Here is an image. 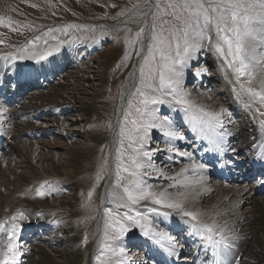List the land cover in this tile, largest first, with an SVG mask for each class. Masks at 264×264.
I'll return each instance as SVG.
<instances>
[{"label":"rangeland","instance_id":"1","mask_svg":"<svg viewBox=\"0 0 264 264\" xmlns=\"http://www.w3.org/2000/svg\"><path fill=\"white\" fill-rule=\"evenodd\" d=\"M184 2L185 0H0V18H3V23L0 24V59L15 63L14 65L24 61L31 63L29 60L34 59L21 60L13 59V57L44 51H52L54 55L61 49L63 50L66 45L71 48L69 58L65 59L63 56L60 60L65 61L66 65L62 72H59L45 86L27 89L22 101L16 104L18 106L28 101L30 97L39 98L41 91H48L56 83H59V86L62 85L61 98L66 100L65 104L60 105L59 112H62L60 114L45 108L44 115H41L42 111L41 116L37 117V110H35L34 114L29 117L34 124V131L36 130L38 138L34 133L30 135L24 131L17 133L10 149L5 151V154H0L1 157L6 158L4 165L7 166V169L4 168L6 176L15 179L21 172H30L29 167L22 166L29 162L33 163L32 159L26 161L20 152H16L18 146L16 147L15 144L20 142L18 148L20 151L22 140L29 151L32 149L31 146H35L33 147L35 149L41 148L40 157H35L33 164L38 166L39 172L44 173L51 171L54 163L60 164L59 166L68 165L67 161L72 152L85 149H90L92 152L91 159L81 162L77 171L68 165L64 169L68 175L64 176V173H62L63 176L53 173L39 175L48 177L32 181L16 193L15 198L10 197L9 206L11 205L12 208L4 209V214H6L4 218L31 210L40 213L45 209V212L51 214L50 216H53L58 223L56 229L59 231L58 235L61 236L56 238L54 232L47 231L43 235H37V233L32 234L35 230L34 226L28 228L26 234L30 235L31 240L28 239L23 248L29 253H33L32 250L29 251L32 245L43 243L47 250L54 253L61 261L64 260L63 253L59 254L58 251L70 250L76 244L75 246L82 253L79 264H112L118 257L121 258L124 255L127 262L119 264H136L134 260L147 264L146 260H156L158 258L156 255H150L148 251L150 246L147 242L139 239L141 237L146 240L143 233L136 227L138 224L126 220L125 216L134 217L139 212L142 217H145L141 219L140 224L145 220V224L150 222V225L158 229L165 227L164 224L158 222L160 218L166 219L164 223H169V219L162 216L167 210L164 204L168 203L163 199L162 193L164 192L163 187L167 192L176 188L174 184L166 188L173 177L167 178V176L150 172V169L144 170L139 164L143 151L159 150V158L153 160L156 167L160 168L165 165L169 172L179 167V164L175 162L167 166L162 160L161 156L165 157V153L161 151L163 145L158 143L161 139L167 141L170 138L155 131L158 123L157 117L165 119L163 124H169L171 117L169 107L177 110L175 131L182 139L187 140V150L193 154L199 165L210 163L208 160L217 153V147L221 148L218 153L226 159L234 154L244 155L251 146L250 125L258 129L263 128L261 121H264V101L252 98L240 87L244 84L245 87L264 92V81L257 77L258 65L253 63L249 69L253 73L251 83L247 75L237 79L235 69L229 67L231 57L226 58L216 51L218 44L223 46L225 51L227 47L223 45L222 34L218 31L216 14L209 10L213 19L205 21L201 16L199 22L196 23L189 19L188 12L182 7ZM216 2L217 0H204L206 6L209 3L214 6ZM243 2L245 4L259 3L260 0H243ZM256 11H259L258 7ZM10 21L11 26H8ZM185 21L188 23L186 24ZM153 25H155V32L164 37L162 51L169 58L175 70L169 74L170 81L163 87H160L158 72L154 71L159 64L163 63L160 52L154 51L155 59L148 63L145 61L153 46ZM141 29L143 32L137 37V32ZM186 46L189 47V51L185 56ZM258 51L263 52L264 49H258ZM177 52L180 53L179 56ZM126 55L127 59H125ZM142 66L143 75L141 74ZM3 73L5 76L10 75L11 68H6ZM25 74H32V70L21 67L18 71L15 70L13 78L8 81L20 80L19 77L22 78ZM198 74H200V79L197 77ZM33 78L37 81V77ZM23 84L25 85L22 82L19 86ZM149 84L151 87L147 86ZM126 87H128L127 93H125ZM137 89L143 91L150 101L154 99L156 102L141 104ZM6 90L8 93V88L0 87L2 94ZM94 95L98 96V103L92 108L91 113L85 112L77 99L79 98L84 104H91ZM14 97L16 99L15 95ZM181 97L188 100L191 107L178 103ZM193 98H200L202 106L194 107ZM2 103L7 107V104ZM218 106L222 108L221 115L218 116L231 122L233 134L228 141L224 138V136L228 137L227 134L219 136L220 130L214 121L208 124H214L216 132L200 127L199 137L195 135L194 138L185 123L181 122L178 117L180 114L184 120L186 114L196 112L200 119H209L210 117L205 115L209 113L207 111L210 109L215 111ZM138 108L139 112H137ZM9 109L13 111L15 108ZM200 109H203V112ZM213 111L211 113L216 115ZM9 117L10 122L15 123V116L10 115ZM132 121L136 122L135 125ZM147 125L154 126L147 128L145 132ZM122 126L125 129L124 135L120 134ZM203 135L209 142L213 139L216 145L215 151H209L204 147ZM217 139L221 140V144ZM222 139L228 153L222 151ZM233 140L235 144L231 145ZM245 142L247 148L244 147ZM52 143L54 147H49L48 145ZM227 143L231 145L230 148ZM166 145L164 147L169 149L170 145ZM201 149L207 154V158L200 159L197 155L195 156L197 152H202ZM201 160L202 163H200ZM121 165L127 167L128 171H123ZM207 170V183H220L231 187L228 183L215 179L209 168ZM132 173H135V176ZM197 173L201 174V171ZM98 175L101 177L99 180ZM109 177L108 186L106 182ZM133 180L140 181L143 192L150 191L156 198L162 199L164 204H153L152 197H147L137 204L125 207L128 202L126 199H121L124 192L118 183L136 192L135 187L129 183ZM4 185L1 184V191L9 192L7 186ZM106 186H108L107 190ZM38 189L46 195H37ZM90 192L91 196H89ZM104 198L106 201L102 202ZM53 200L63 204L55 209L42 207ZM201 205L204 206V202L201 201ZM181 207L180 216H182V211L195 214L194 210L185 206ZM152 208L158 211H150L149 209ZM106 209L117 215L121 223L128 228L124 236H118L115 228L106 227ZM238 211L241 210L238 209ZM156 213L160 215H155ZM182 217L184 219L181 220L187 221L188 225L198 222V218L193 221L190 217ZM101 223L104 228L101 244L94 249L93 243L98 234L96 229ZM71 226L77 232L76 241L70 238L69 228H72ZM114 236L115 239H113ZM181 236H183L182 233ZM176 238L173 239L172 244L179 247L180 243ZM49 242L51 245L48 244ZM176 257L177 255L169 258V263L165 264H173ZM182 259L181 257L180 260ZM29 260L26 264H36L32 262L30 255Z\"/></svg>","mask_w":264,"mask_h":264},{"label":"bare ground","instance_id":"2","mask_svg":"<svg viewBox=\"0 0 264 264\" xmlns=\"http://www.w3.org/2000/svg\"><path fill=\"white\" fill-rule=\"evenodd\" d=\"M64 47L65 48L63 50L61 49L56 54L49 56L46 60L39 62L36 60H29L31 63L24 61L14 65L15 63L13 64L12 62H9L5 59H0V87L6 89V85H8V83L6 84V82H8L10 78H13L15 70L18 71L21 67H26V69L30 68L32 70V74H25L24 77H19L20 80L13 79V84L17 81H19L20 83L23 82L25 83V85L26 83H28L29 89L41 86V84L44 86L49 84L51 79H54L55 76L59 72H62V70L66 66L65 61H60L61 58L65 56V59H68L71 55V48L68 45ZM256 59L259 60L260 56H257ZM8 67L11 68L10 75L5 76L3 74L2 76L1 74ZM257 68V77L264 81V66L258 65ZM195 74H193V76H196ZM33 77H37V79H39L36 82L37 84L34 83L35 78ZM197 77L200 79V74H198ZM20 83H18V85H14L12 89L8 88L9 92L7 93V95L11 92L12 95H9L6 101H2V98H0V132L5 136L9 145H11L17 133H19L20 131H24V133H26L27 135L33 134L36 131H34L35 127L33 122L29 120V117L34 114L33 112L35 110H37V117H39L42 111L43 114L41 115H44V111L46 110L45 108H48V110L50 111H54V113L56 114H60L62 113L59 112L60 105L66 103V100L61 98L62 85L59 86V83H56L55 86H52L51 88L49 87L50 89L48 91H41L39 93V98L30 97L28 101H24L18 106L16 104L21 102L20 100L14 105H9V101L15 98L14 95L16 93L22 92L21 90H23V87L19 86ZM4 84L6 85L4 86ZM127 91L128 87H126L125 93H127ZM1 101L7 104V107L15 109L13 111H10V109L7 108ZM77 101H79L80 105L82 106V109H84L85 112L87 111L88 113H91L92 108L98 103L99 99L97 95H94V100L91 104H84V102L82 103L79 98L77 99ZM193 103L194 107L199 108V106H202V101H200V98H193ZM169 109L171 113L170 122L168 121L169 124H163L165 122V119L157 117L158 123L155 129L156 132L164 134L166 136H168L166 134L168 131H174L177 133V131H175V118H177V110L172 109L171 107H169ZM212 111L213 110L210 109V111L207 112L211 113ZM221 111L222 108L218 106L217 109L213 111V113L216 115H221ZM10 115L15 116V123L10 122ZM197 116L198 115L196 112H189V114L185 115V121L182 119L180 114L178 116L180 117L181 122L185 123L186 127L188 128V131L194 138L195 135L199 137L200 127L205 130L209 129L215 132L216 127H218V129L220 130L219 136H223L224 134L228 135V137L224 136L227 141L232 136L233 133L230 124L231 122L229 123L228 119H222L219 117L220 122H214L216 125L215 127L214 124H208L213 122L211 118L200 119V117ZM23 118L27 119L24 120ZM52 121L54 122V119ZM263 128L258 129L255 126L250 125L249 133L251 134V146L254 144H258L264 139ZM168 137L170 138L169 140L167 139L166 141L161 139V141L158 143L163 145L161 151L165 153V157L161 156L162 160L165 164H167V166L175 162L179 164V167L174 169L172 172L167 171L165 165L160 168L156 167L153 164V160L159 158V150L153 152L143 151L139 158V164L141 165V167L144 168V170L150 169V172H155L161 174L162 176H167V178L173 177V180L166 185V188H168L171 184H174L173 186H175L176 188L170 192H167L163 187V199L168 203H177L181 206H185L194 210L198 218V222H194L193 224L188 225L187 221L185 222L181 220L184 218L180 216L179 209L169 208H167L165 212L169 213V215H162L165 218L169 219V223H164L166 220L164 218H160V220H158L159 223L164 224V229H158L157 227L155 228L150 225V222H146L145 224V220H143V223L141 224L143 225V227H141L140 225L136 227L143 233V235L145 231H147L149 235H144L146 240L141 237L139 238L136 235L135 236L147 242V244L150 246L151 253L157 255L158 257V259L155 261L146 260L147 264H161L162 262L163 264H165L166 262L169 263V258H173L176 255L177 257L175 258L173 264L175 262L178 263V258L180 256H185L186 259L184 260H187L188 258V260L184 264H221V261H223V264H264V199L251 194L244 185H233L229 188L225 185L223 186V184L220 183H207V167L203 166L204 169L202 168L201 170L199 169L200 167H194V165H199V163L195 159L193 154H190V152L187 150V140L185 141L184 139H182L180 137V134L175 137ZM234 141L235 140L231 142V145L235 144ZM19 144L20 142H16L15 146H18L19 148ZM207 144H209V141H207ZM164 145H170V148L167 149L164 147ZM227 145L228 148L231 147L230 144L227 143ZM48 146H53V143L49 144ZM31 147V151L27 150L28 147L25 145L24 140H22V148L20 149V151L17 148L16 152H20V154L24 159H26V161L27 159L29 160L31 158L32 162L34 163L35 157H40L39 154L41 152H39V150L41 148L37 147V149H35L33 148L35 146ZM244 147L247 148L246 142ZM145 153H147V155H145ZM197 156L198 158H200V155ZM91 157L92 152L90 149L72 152L70 155V159H68L67 161V164L74 167L75 171H77V168L79 167L78 165L81 162L83 163L86 162L88 159H91ZM40 160L42 159L40 158ZM5 161V156H0V178H2L0 180V186L1 184H5L4 186H7V191L9 190V192H4L0 189V224H4L5 227H10L13 223L19 225L20 230L17 242L19 244V251L21 252V257L19 261H17V264H26L27 262H29V255L31 256L32 262H35L36 264H79L78 262L82 253L80 249L75 246V243L74 247L70 250L64 249V251H58L59 254L63 253V261L58 260L57 256L47 250L46 245L43 243L34 246L32 245L29 251L32 250L33 253H29L26 249L23 248L26 241L30 237V235L27 236L26 231L31 226L35 227V230L32 232V234L37 233L38 235H43L45 234V232L49 231L56 233V235L54 236L55 238L61 236L58 235L59 231H57L56 229L58 228L57 221L53 218V216H50L51 214H47L45 212V209L43 210V212L41 211L40 213L35 210L25 211V213L22 214L24 219H21L20 212L12 214L8 218H4V216L6 215L4 214V209L12 208L11 205L9 206L10 197L15 198L16 193H18L32 181L38 178L42 179L48 177H40L39 175H49L52 173L54 175H62V173H64V176L68 175L64 172L65 166L68 165L61 164V166H59L60 164L58 165L54 163L53 169L51 171L46 170L47 172L44 173L39 172L40 170L38 169V166L29 162L27 165L20 166L24 168L29 167L30 172H21V174L16 176L15 179H11L8 178L4 172V168L7 169V166H4ZM151 168H154V170H151ZM198 171H201V174H198ZM79 172L81 173V171ZM110 177L106 182V185L108 186L110 183ZM108 186H106V190L108 189ZM105 201L106 198L102 200V202ZM201 201L202 203L204 202V206L201 205ZM57 202L53 200L44 204L42 207L55 209L56 207H60L63 204ZM238 209H240L241 211L239 212ZM155 215L160 214L156 213ZM195 223H197L196 225L207 224L214 226L216 231L222 233L227 238L230 247L225 248L223 245H220L219 247L214 246L212 242L209 241L208 236L212 235L213 240H218L220 239V237L215 234L207 233L206 229H204L203 227H194ZM98 225L99 226L97 227L96 232L99 233V237L96 238L95 242L93 243L94 249H97V246L101 244L102 233L104 230L102 223ZM69 229V232L71 234L70 238L71 240H74L77 232L73 227ZM181 233L183 234V236H181ZM159 234H166V236H162ZM168 237H171V239H168ZM175 237H180V247L175 246L174 243L172 244L173 239ZM4 239H6V237H4ZM157 241H159V243H157ZM48 244L51 245L50 242ZM2 247L3 242L2 240H0V248ZM162 258H165V260L161 261ZM134 261L136 262V264H145L140 263L137 260ZM121 262H127L125 259V255L121 258L118 257L114 262H112V264H119Z\"/></svg>","mask_w":264,"mask_h":264},{"label":"snow or ice","instance_id":"3","mask_svg":"<svg viewBox=\"0 0 264 264\" xmlns=\"http://www.w3.org/2000/svg\"><path fill=\"white\" fill-rule=\"evenodd\" d=\"M182 7L188 12L189 19L194 20L196 23L199 22L201 16L205 19V21H211L213 17L210 15V11L215 13V19L217 21V27L219 33H221V39L223 41V45H226L225 48L221 45H217L216 51L221 55L227 57H231L229 61V67L235 69L237 73V79L241 76L247 75L249 78V83H251V79L253 78V73L249 70L250 67L253 66V63L264 66V52H258V49H264V0H260L259 3H248L245 4L243 0H217L216 4L213 6L212 4H208L207 6L204 3V0H185ZM257 7L259 11H256ZM3 23V18H0V24ZM187 24L188 21H185ZM8 26H11V21ZM74 27V26H73ZM143 29L137 32V37L141 35ZM185 36H187V32H185ZM153 46L149 50V56L145 58L146 63L155 59L153 52H160L163 63L159 64L154 71L158 72L160 87H163L166 83L170 81V75L175 70L172 67V63L169 62V58L164 55L162 51V46L164 45V37L162 34H158L155 32V25H153V34H152ZM187 43V41H186ZM58 51V49H57ZM189 47L186 46L184 48L185 56L188 54ZM53 54L52 51H44L42 53H31L29 55H21L19 57H13V59H34L36 61L46 60L49 56ZM179 56L180 53L177 52ZM260 56V59L257 60L256 57ZM7 59V57H5ZM127 59V55L125 56ZM180 62V61H176ZM238 65V66H237ZM143 66L141 67V74L143 75ZM151 87V85H147ZM240 87L244 89L247 93L251 95L252 98H259L261 101H264V92L257 91L252 87H245L244 84H241ZM139 96L141 97V104H148L149 102L155 103L156 101L149 100L146 94L137 89ZM178 103L182 105H186L191 107L190 102L183 97L178 100ZM131 106V105H130ZM140 109H137L139 112ZM203 112V109H200ZM205 115L209 116L212 121L219 123V116L213 115L212 113H206ZM125 118H127V114H125ZM135 125V121H132ZM154 125H147L145 128V132L147 128L153 127ZM261 126L264 127V121H261ZM125 129L122 126L120 130V134L124 135ZM168 136L175 137L178 136V133L174 131H168L166 133ZM218 146V145H217ZM147 155V153H145ZM123 167V171L127 172L128 168L121 165ZM194 167L202 168L203 165H194ZM135 176V173H132ZM101 177L98 175L97 179L99 180ZM132 184L137 190L134 192L126 185H119V187L123 188L124 196L121 199H126L128 205H134L139 203L141 200L146 199L147 197H152L153 204H164L162 199L156 198L153 193L143 192L142 191V183L138 180H133L129 182ZM137 192L139 194H137ZM37 195L43 196L46 195L45 192L41 190H37ZM91 196V192L89 193ZM165 207L169 209H180L181 205L177 203H167L164 204ZM150 211H158L156 208L149 209ZM105 215L107 217L106 227L111 226L116 229L118 236H124L128 232V228L121 223L120 218L117 215H114L111 210H105ZM165 215H169V213H165ZM184 217H190L191 220L196 221L197 216L193 212L190 211H182L181 213ZM15 219V218H13ZM21 219H24L21 214ZM125 219L131 221L135 224H140L141 219H145L141 216V213L137 212L136 215L133 216H125ZM194 227H203L206 229L207 233L215 234L220 237L218 240H213L212 235L208 236L209 241L216 247L223 245L225 248L230 247L227 238L220 232L216 231L214 226L203 224V225H194ZM19 225L13 223L10 227H5L4 224H0V240L3 242V247L0 248V264H17L21 257V252L19 251L18 244V234H19ZM107 235V232H106ZM144 235L147 236L149 233L147 231L144 232ZM162 236H166V234H159ZM6 237V239H4ZM116 237L114 236L113 239ZM171 239V237H168ZM159 243V241H157ZM171 254V252H170ZM223 264V261H221Z\"/></svg>","mask_w":264,"mask_h":264}]
</instances>
